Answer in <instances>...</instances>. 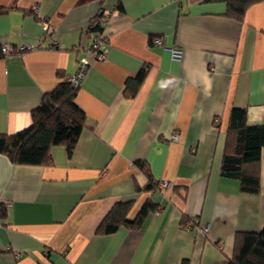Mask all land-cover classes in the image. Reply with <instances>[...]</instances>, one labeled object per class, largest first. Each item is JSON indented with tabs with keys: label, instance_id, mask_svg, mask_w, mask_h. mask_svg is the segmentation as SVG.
<instances>
[{
	"label": "crops",
	"instance_id": "obj_1",
	"mask_svg": "<svg viewBox=\"0 0 264 264\" xmlns=\"http://www.w3.org/2000/svg\"><path fill=\"white\" fill-rule=\"evenodd\" d=\"M101 7L112 11L106 55L77 87L85 122L71 153L52 145L37 165L0 153V264H227L236 232L264 227V146L258 192L220 174L231 107L264 125V0L241 19L219 0H0V43L14 49L0 55V134L29 125L44 93L75 72ZM136 161L170 188H147ZM147 199L156 208L139 227L97 230L115 202L131 200L134 218ZM192 219L207 231L185 226Z\"/></svg>",
	"mask_w": 264,
	"mask_h": 264
},
{
	"label": "trees",
	"instance_id": "obj_2",
	"mask_svg": "<svg viewBox=\"0 0 264 264\" xmlns=\"http://www.w3.org/2000/svg\"><path fill=\"white\" fill-rule=\"evenodd\" d=\"M208 1V0H207ZM226 3L225 14L241 19L248 5L257 0H219ZM101 7L88 23V30L102 32ZM147 68L126 81L124 93L135 95ZM77 88H73L68 78L60 80L50 91L45 92L39 104L31 111V122L13 134H0V153L5 154L13 163L42 164L49 158L50 147L64 144L71 153L85 122V115L74 101ZM264 146V125L249 124L247 112L243 107L232 106L220 174L239 180L240 189L256 193L259 190L258 164ZM136 164L147 175V188H153L156 180L143 168L141 161ZM132 201H117L101 220L97 230L104 233L115 231L119 226L139 227L147 214L156 204L147 199L134 218L128 217ZM7 206L0 201V219L5 216ZM227 264H264V227L260 231L236 232L234 252Z\"/></svg>",
	"mask_w": 264,
	"mask_h": 264
},
{
	"label": "built area",
	"instance_id": "obj_3",
	"mask_svg": "<svg viewBox=\"0 0 264 264\" xmlns=\"http://www.w3.org/2000/svg\"><path fill=\"white\" fill-rule=\"evenodd\" d=\"M111 12L112 11L109 8L103 9L101 25H105L108 22ZM151 41L153 45L161 46L169 50L172 59L179 60L181 58L182 55L181 49L178 47H167L162 37H158V36L153 37ZM106 45H107V37L105 32L102 31L93 37V40L88 47L83 48L81 50L77 58L76 70L73 74H71L68 77V81L70 82L73 88H77L79 86L80 82L82 81V79L84 78L87 72L89 65L92 62L102 61L104 59L106 55V48H105ZM24 48H25L24 46L20 45L18 50L22 51ZM13 50H14L13 45H11L10 43L8 42L0 43V55H9L13 52ZM174 137L176 136L174 135ZM154 184L161 191H165L170 188V182L164 179H160L156 181ZM187 225H194V227L197 230L203 233H205L208 229V227L205 225L202 226L198 225L196 222H194L193 219L192 222H188L185 226Z\"/></svg>",
	"mask_w": 264,
	"mask_h": 264
}]
</instances>
